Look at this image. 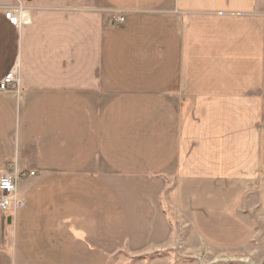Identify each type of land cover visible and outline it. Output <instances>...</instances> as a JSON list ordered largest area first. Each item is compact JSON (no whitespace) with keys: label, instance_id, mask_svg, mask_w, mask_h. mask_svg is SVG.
I'll return each instance as SVG.
<instances>
[{"label":"crops","instance_id":"crops-1","mask_svg":"<svg viewBox=\"0 0 264 264\" xmlns=\"http://www.w3.org/2000/svg\"><path fill=\"white\" fill-rule=\"evenodd\" d=\"M14 66L0 175L23 207L0 212V264H170L183 231L216 252L254 239L264 0H0V80Z\"/></svg>","mask_w":264,"mask_h":264},{"label":"rangeland","instance_id":"rangeland-1","mask_svg":"<svg viewBox=\"0 0 264 264\" xmlns=\"http://www.w3.org/2000/svg\"><path fill=\"white\" fill-rule=\"evenodd\" d=\"M245 213L255 231V237L248 245L236 250L216 252L204 248L196 241L185 242V237H181L186 236L187 231H183V236L174 246L175 253L173 251L170 264H264V217L254 215L249 208H246ZM177 222L181 223L179 220ZM168 252L169 250L149 257H170Z\"/></svg>","mask_w":264,"mask_h":264},{"label":"built area","instance_id":"built-area-1","mask_svg":"<svg viewBox=\"0 0 264 264\" xmlns=\"http://www.w3.org/2000/svg\"><path fill=\"white\" fill-rule=\"evenodd\" d=\"M4 18L7 22L16 28L29 24L28 10L21 3L14 7L5 8L3 10ZM124 18L122 12L112 18V23L122 24ZM17 66L9 70L5 76L0 80V92H6L14 89L17 84ZM16 180L17 176L9 172H4L0 175V212L10 213L16 209L23 207V203L16 196Z\"/></svg>","mask_w":264,"mask_h":264},{"label":"water","instance_id":"water-1","mask_svg":"<svg viewBox=\"0 0 264 264\" xmlns=\"http://www.w3.org/2000/svg\"><path fill=\"white\" fill-rule=\"evenodd\" d=\"M10 221H11V218L8 217V218H7V223L10 224Z\"/></svg>","mask_w":264,"mask_h":264}]
</instances>
